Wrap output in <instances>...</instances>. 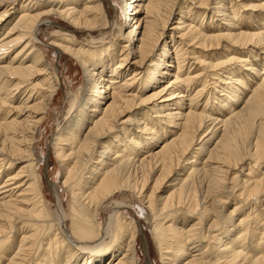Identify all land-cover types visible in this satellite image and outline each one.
<instances>
[{
    "label": "bare ground",
    "instance_id": "bare-ground-1",
    "mask_svg": "<svg viewBox=\"0 0 264 264\" xmlns=\"http://www.w3.org/2000/svg\"><path fill=\"white\" fill-rule=\"evenodd\" d=\"M113 1L111 22L102 0H0V264H140L129 204L161 264H264V0ZM48 16L84 72L51 141L66 211L37 154L63 86Z\"/></svg>",
    "mask_w": 264,
    "mask_h": 264
},
{
    "label": "rangeland",
    "instance_id": "rangeland-1",
    "mask_svg": "<svg viewBox=\"0 0 264 264\" xmlns=\"http://www.w3.org/2000/svg\"><path fill=\"white\" fill-rule=\"evenodd\" d=\"M102 1L105 4L106 10L109 11L108 14L110 16V21L113 22L120 15V12L116 9V4L113 0ZM44 22L45 23L42 24V28L38 36V40L40 42L38 45L44 49V56L47 60H49L48 62L52 63L54 67L59 68L63 86L59 90L58 95L55 97L53 106L49 109V117H47V121L41 130L40 138L37 141V154L43 159L39 167V175L42 187L51 205L56 207L58 206V203H60L62 208L66 211L69 196L63 191L59 184L60 168L53 153L51 141L52 135L56 130L57 123L63 122L64 116L69 108V104L66 100V94L69 89H72L73 91L77 90L84 77V72L78 62L70 56H64L58 60V55L50 46L49 40L52 33L55 30H58L60 26L65 25L66 22L61 18L54 16L46 17ZM123 24L125 25L126 22L124 21ZM77 36L81 41H84L82 39L88 40V36L83 34V32L77 33ZM107 210H102V218L108 221L111 217L113 209ZM125 210H127L126 212L129 217H132L139 222L140 234L137 237L136 250L140 264H161L158 248L155 246L156 244H154L155 241L152 238L149 227L140 210L133 204L125 206Z\"/></svg>",
    "mask_w": 264,
    "mask_h": 264
}]
</instances>
